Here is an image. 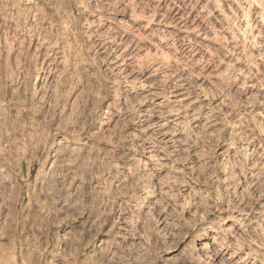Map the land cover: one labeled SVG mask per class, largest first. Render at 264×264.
I'll return each instance as SVG.
<instances>
[{
  "label": "clouds",
  "instance_id": "obj_1",
  "mask_svg": "<svg viewBox=\"0 0 264 264\" xmlns=\"http://www.w3.org/2000/svg\"><path fill=\"white\" fill-rule=\"evenodd\" d=\"M0 264H264V0H0Z\"/></svg>",
  "mask_w": 264,
  "mask_h": 264
}]
</instances>
